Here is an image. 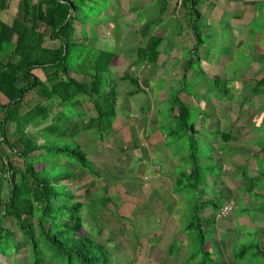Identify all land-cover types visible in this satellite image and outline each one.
Listing matches in <instances>:
<instances>
[{
  "label": "rangeland",
  "instance_id": "1",
  "mask_svg": "<svg viewBox=\"0 0 264 264\" xmlns=\"http://www.w3.org/2000/svg\"><path fill=\"white\" fill-rule=\"evenodd\" d=\"M10 1L8 10L0 14L2 22L10 23L13 18L22 14L23 0ZM96 1L98 6L95 10L102 11L103 0ZM116 3H118L117 7H115ZM146 3L150 6H145ZM221 3L222 7L224 1ZM172 7L173 3H170L169 8L162 15L159 14L160 5L152 3L151 6V0H113L111 8L116 16L113 17L111 27H108V30L105 29L106 33L103 32L107 37V44L104 48L107 51L118 53L111 68L109 67V73L114 77L123 76L125 72L130 78L138 76L141 91L127 97L124 90L133 89V83L118 81L116 88L117 105L121 107L123 105L120 103H127L126 108L123 107L122 110L125 111V115L127 111L132 110V113L127 116L129 117L127 121H135V124L138 122L137 128L129 127L128 132H123L122 136L120 130L127 121L124 123L116 121L113 124L115 126L113 130H115L104 134L102 141L99 140L95 129L80 132L74 139L68 140L51 138L43 133L39 136L35 129H30V136L34 139L39 138L38 141L41 143L52 141L56 146H80L87 155V159L94 168V174H88L86 171L75 168L77 163L73 160L70 167L61 162L63 159L60 157L54 158V162L60 171L74 173L75 182L70 183V186L75 188L78 200L84 202L80 211L84 233L93 241L101 243L107 250L108 264H135L132 259L138 260L139 257L137 253L133 254L134 249L136 251L139 249L145 237L144 217L152 215H156L152 216L156 222L172 217L177 219V226L180 228L178 236L186 235V247L183 253L180 248L181 241H175L172 252H168V258L176 264L182 262L183 264H202L206 255L201 251L202 246L212 252L213 261H208L206 264H264V257L258 254V247H255V244H260L259 241L264 237V214L261 212L264 210V197L259 196L261 193L264 194V179L261 177L264 173V153H257L264 148V87H259L256 92L252 91L255 88V81L264 76V17L256 15L253 22H242L241 25L236 22L232 24L230 14L224 13L221 16L211 7L209 9L211 11L200 19L198 25L202 41L200 40L196 56H192H194V62L197 59L199 61L192 64L188 73H184L183 70L191 54H195L188 50L182 52L179 58L177 54L179 61L173 64L171 60L175 54H170V58L166 57L165 59L169 61L166 63L162 61L164 57L160 56L163 55L161 52L158 56L160 61L158 60L157 70L153 67L155 62L146 61L147 63L142 65L133 64L137 58L130 50L134 52L140 43L139 32L147 21L152 23L148 30L149 33L168 39L167 51L173 48L176 51L182 45H185L186 49L188 46L186 42L185 44L174 42V46L172 42H169L172 41L171 34L180 32V29L182 31L187 25L183 12L178 13L179 16L175 14L176 19L172 16V13L177 10L174 7L175 10L172 12ZM228 12L230 13L229 10ZM99 15L100 13L91 12L90 18ZM202 20L205 22L204 25H201ZM84 32H87V28ZM101 35L102 30H98L94 38ZM194 43L195 39L192 41V44ZM55 44L46 37L45 47L54 48ZM162 45H165L164 41ZM155 70L157 76L161 77L156 76L152 79L153 81L146 83L147 88L144 87L143 78L149 80L156 74ZM165 75L169 81L162 77ZM174 78L177 79L174 81ZM177 85L178 87L184 86L180 98L183 97L184 102H182L190 109L191 118L201 132L196 155L202 160L196 162L210 166L204 170V173H200L197 192L188 188L179 194L177 207L164 192L158 193L154 189L149 194L151 196L148 199L150 207L146 205L142 209L139 207L138 200L144 196L142 194H148L145 191L152 186L153 177L158 174L153 167L155 165L163 170L166 159L155 160L152 166L150 161L141 163L139 158L131 157L130 148L136 147L142 152L144 150L139 146H170L169 153L184 158L182 165L186 168L174 169L185 175L182 185L195 184V178L188 177V170L194 162L190 157L188 158L190 150L187 144L165 137L170 129L168 123H171L169 112L165 110L167 105L159 103L158 91L160 89L165 91L166 103L169 104L170 96L167 97L169 94L166 92L168 90L173 92ZM161 98L164 100V95H161ZM35 99L36 97L32 96L29 104H34ZM134 103L136 106L133 105ZM88 111L93 112L90 109ZM152 112H154L153 116L149 117ZM147 116L145 121L151 124V127L144 131L143 118ZM157 129L163 135L162 139L157 140L153 145L146 143L149 137L143 134ZM228 131L235 140L226 142L222 136L216 137L217 133ZM129 135L131 140L127 139ZM255 152L257 155L253 156ZM135 156L138 155L135 154ZM217 156L219 160L223 157L224 163L228 166L227 170L231 173L236 176L243 173L244 182L236 185L234 191L239 201L237 204L242 206L235 207L230 216L222 219L215 216L217 211L213 212L211 202L202 204L203 208L199 209V215L206 238H202L204 242L201 243L197 230H187L186 227L191 219V207L196 195H200L203 199L207 197L205 190L203 194L205 197L199 194L202 182L214 184L209 187L212 189L209 197L211 200L214 199L215 203L221 200L217 184L222 180L226 168L221 166L218 159L214 160ZM144 177L149 178L150 181L145 182ZM251 184H254L253 189L250 192L246 191ZM84 190H87L86 195H84ZM91 197L94 201L87 202ZM145 208L148 211L144 216ZM243 248L247 249L244 255L235 256L239 255ZM25 253L23 248L17 254L10 250L7 252V258H10L11 264H28L29 259Z\"/></svg>",
  "mask_w": 264,
  "mask_h": 264
},
{
  "label": "trees",
  "instance_id": "2",
  "mask_svg": "<svg viewBox=\"0 0 264 264\" xmlns=\"http://www.w3.org/2000/svg\"><path fill=\"white\" fill-rule=\"evenodd\" d=\"M112 1L103 0V10L98 11L96 0H23L21 16L10 23L0 21V264H11L7 252L12 250L17 254L22 248L28 264H108L107 250L84 233L80 215L83 204L78 201L75 188L70 186L75 182L74 173L60 171L54 162V158L60 157L70 167L73 160L77 163L75 168L94 174L87 155L80 146H56L52 141L41 143L29 131L35 129L39 136L43 133L68 140L80 132L95 129L99 140H103L116 120L118 81L134 84L133 89L124 91L127 97L142 90L138 76L130 78L125 72L116 78L109 73L117 56L104 48L105 29L111 27L116 16ZM152 1H159L162 15L171 1L175 5L181 1L177 14L183 12L185 17L189 16L195 39L191 51L195 54H191L183 70L188 73L198 61L194 62L192 55L196 56L201 40L200 27L196 24L200 17L199 0ZM10 3V0H0V14L8 10ZM91 12L102 15L90 18ZM151 24L146 22L139 32L140 43L133 52L136 65L156 62L163 51L164 39L149 33ZM86 28L90 34L84 32ZM98 30H102V35L94 38ZM46 37L57 45L45 47ZM254 85L253 92L264 87V76ZM183 88L167 91L170 101L165 110L169 112L171 124L168 123L170 129L165 137L187 144L188 158L194 162L188 177L195 178V184L184 185L181 190L191 188L197 192L199 175L210 165L196 162L202 160L196 155L201 132L180 98ZM32 96L36 99L30 105ZM218 136L226 142L235 140L230 131L217 133ZM257 153H264V148ZM261 177L264 179V173ZM242 178L244 182L243 173ZM253 186L246 191L250 192ZM205 198L196 195L186 227L197 230L201 243L206 236L199 209L210 202L213 212L220 208L214 199ZM261 212L264 214V210ZM259 243L255 247L264 257V237ZM172 247L168 252H172ZM201 251L206 254L202 264L213 261L211 251L203 246ZM246 251L243 248L235 256Z\"/></svg>",
  "mask_w": 264,
  "mask_h": 264
},
{
  "label": "crops",
  "instance_id": "3",
  "mask_svg": "<svg viewBox=\"0 0 264 264\" xmlns=\"http://www.w3.org/2000/svg\"><path fill=\"white\" fill-rule=\"evenodd\" d=\"M222 1H224V5L221 7L222 5ZM152 3L157 4V6H159V4L157 2H153L151 0V6ZM171 3H173V7H172V12L175 10V3L173 1H171ZM146 3L145 6L149 7L150 4ZM140 5V4H139ZM205 5V6H204ZM197 10L199 11L200 17H199V21L196 23L197 25H199L200 23V19L204 18V15L207 12H210L211 7L216 10V13L219 12L222 15H224V13L226 14H230V21L232 24H236L238 23V25H241L240 23L242 22H253L255 20V16L258 15L260 17H264V0H205V2H202V0H199L197 3ZM240 8H243V10H240ZM228 10L230 11V13L228 12ZM175 13V11H174ZM174 13H172L173 17L176 19V16H174ZM180 14H178L179 16ZM185 21H186V26H184V29L179 30L180 32L175 33V34H169L172 41L173 46H174V42L176 44H181L182 42L185 44V42L188 44V46H186V49L184 48L185 45H182L178 50L174 51L175 49H170L169 51L166 50L167 47V40L165 38L164 42L165 45L163 46V51L162 54L160 56H163L164 58L162 59L163 62L169 63V61H167L165 58L169 57L170 58V54H175V57L172 58L171 60V64L173 63H177L179 60L177 59V57L179 58L180 54H182V52H184L185 50L191 51V49L193 48L192 41L193 39V34H192V30H191V25H190V21H189V16L185 17ZM217 20V19H216ZM184 21V19H183ZM148 22V21H147ZM236 22V23H235ZM205 22L204 20H202L201 25H204ZM242 29V28H241ZM241 31V30H239ZM166 50V51H165ZM165 51V52H164ZM131 53H133L132 50H130ZM118 54V53H117ZM178 54V56L176 57V55ZM159 58L157 59V61L154 64V69H156V67H158L159 64ZM178 60V61H177ZM135 61H133V64H135ZM199 61V59H198ZM161 62V63H163ZM187 63V62H186ZM111 68V67H110ZM141 70H143L141 68ZM157 70V69H156ZM155 70V72H156ZM110 71V69H109ZM124 74V73H123ZM174 74V73H173ZM111 75V74H110ZM112 76V75H111ZM157 76V72L154 76H151L150 79L148 80V78H143V86L147 88L146 83H148V81H153L152 79L155 78ZM114 77V76H112ZM119 76H117L116 78H118ZM121 77V76H120ZM158 78H160L161 76H157ZM164 78H167V75L162 76ZM177 78H174V81ZM169 81V80H168ZM174 84V82H172ZM176 85V84H175ZM167 86V84L164 86V88ZM181 87V86H180ZM177 88L178 85H177ZM176 88V89H177ZM174 89V91L176 90ZM147 90V89H146ZM125 91V90H124ZM164 90L160 89L158 91V93L160 94V102L161 104H166L168 106V104L166 103V94H164ZM167 93V92H166ZM126 95V94H125ZM161 95H164L165 99L162 100ZM183 98V97H182ZM181 100H184L182 99ZM117 100L118 97L116 98V120L114 121V123L116 121H123L126 122L128 120L129 117H127L128 115H130L132 112V110L127 111V115H125V111L122 110L123 107L126 108V102L120 103V105H117ZM136 103H134L133 105H135ZM150 106V105H149ZM154 114V112H152V115L149 117H152ZM127 117V118H126ZM124 118V119H123ZM148 118V116L146 118H143V125H144V131L147 130V128L151 127V124H147V122L145 121ZM113 123V124H114ZM138 126V122L135 121L133 122H129L127 121V123H124L122 129L120 130L122 134L123 132H128V128L129 127H133V128H137ZM115 126L112 125V130ZM110 130V132L112 131ZM115 130V129H114ZM113 130V131H114ZM143 134V132H142ZM121 136V135H120ZM123 136V134H122ZM143 136H147L149 137L147 139L148 144H154L155 142H157V140L162 139L163 135L161 134L160 130H154L150 133L147 134H143ZM162 136V137H161ZM130 138V135L128 136V140ZM131 140V138H130ZM142 148V150L144 151H139L136 147L130 148L129 149V154L131 155V157L133 158H139V160L141 161V163H145L147 161H150V164L152 166V164H154L155 160L158 161H162L164 160V158L166 159V163H165V167L163 168V170L160 169V171L158 172V174H155V177H153L152 180V186L148 187L146 189V193H148L147 195L142 194L144 196L140 197L139 203V207L140 208H144L146 205H148L150 207V202H149V194H151L152 190H156L158 193H165L171 200V202L173 203V205L177 207L178 203H179V194L182 193L185 189L181 188L184 186L182 185V180L183 178H185L184 174L182 172H178L175 171L174 169L183 167L184 169L186 168L185 165H182V160L184 159L183 157L178 156L177 154H173V153H169L168 148L169 146H139ZM135 154H137L138 156H135ZM173 154V155H172ZM219 158V157H217ZM162 159V160H161ZM221 164L222 167L226 168L225 169V173L222 175V180L220 182H218L217 184V190L218 193H220V201H219V205L222 202H227V201H232L235 204V207L237 206H242L241 204H237L239 203L238 199L235 197L234 191H235V187L236 185H240L242 184V179H241V175L240 176H236L234 173H231L230 170H227L228 166L224 163L223 157H220V160H218ZM230 162V161H229ZM161 172H166L165 174H160ZM227 172H230L229 174H227ZM146 178L144 181L148 182L150 181L149 178ZM214 184H212L211 182L202 183V186H200L199 188V194H201L202 196L205 197L204 190L206 191V195L208 197H210L211 195V190L209 187L213 186ZM241 188V187H240ZM239 188V189H240ZM215 189V188H214ZM186 191V190H185ZM151 197V196H150ZM94 200L93 197H91V199H88L87 202H92ZM252 204V203H251ZM137 207V206H136ZM235 209V208H234ZM148 210L145 208L143 210V214L144 216L146 215L145 213ZM87 214V213H86ZM152 216H156V215H152ZM152 216H145L144 218V230H145V237H144V242L143 244L139 245V249L136 251L134 249L133 254L137 253V257H139L138 260L132 259L133 261H137V264H176L174 261H172L170 258H168V251L170 249V247L174 246V242L178 241V242H182V246L180 248H182V253L185 251V247H186V235H179L178 233L180 232V228L179 226H177V219L175 218H170V219H166V220H161L160 222H156ZM149 234H152L153 236H149ZM177 237V238H176ZM178 261V260H175ZM183 264V262L181 263Z\"/></svg>",
  "mask_w": 264,
  "mask_h": 264
},
{
  "label": "clouds",
  "instance_id": "4",
  "mask_svg": "<svg viewBox=\"0 0 264 264\" xmlns=\"http://www.w3.org/2000/svg\"><path fill=\"white\" fill-rule=\"evenodd\" d=\"M180 3H181V1H180ZM177 4H178V2L176 3V5H175V7L177 8ZM180 7V6H179ZM177 10L175 11V13H174V16H175V14H176V16H178V14H177ZM102 141V140H101ZM153 169L156 171V172H159L160 171V167H157V166H155L154 165V167H153ZM144 180L146 179V178H143ZM85 195V194H84ZM77 196V195H76ZM77 199H79L78 198V196H77ZM79 202H81L83 205H84V202L83 201H80V200H78ZM94 201V200H93ZM228 203H232L233 204V209H232V211L234 210V208H235V204H234V202H232V201H227V202H222L221 204H220V208H219V210L217 211V214H216V217H218V218H226V217H221L220 216V214H219V211H220V209H221V207L223 206V205H225V204H228ZM232 213V212H231ZM230 213V214H231ZM230 214L228 215V216H230ZM227 216V217H228ZM206 236V235H205ZM211 238H209V240H210ZM213 241V240H212ZM217 247V246H216Z\"/></svg>",
  "mask_w": 264,
  "mask_h": 264
},
{
  "label": "built area",
  "instance_id": "5",
  "mask_svg": "<svg viewBox=\"0 0 264 264\" xmlns=\"http://www.w3.org/2000/svg\"><path fill=\"white\" fill-rule=\"evenodd\" d=\"M179 6H180V1L177 4V10L179 9ZM232 209H233L232 203L225 204L221 207L219 214L221 217H227L232 212Z\"/></svg>",
  "mask_w": 264,
  "mask_h": 264
}]
</instances>
